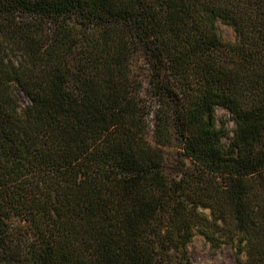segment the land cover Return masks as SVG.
Instances as JSON below:
<instances>
[{"label":"trees","instance_id":"16d2710c","mask_svg":"<svg viewBox=\"0 0 264 264\" xmlns=\"http://www.w3.org/2000/svg\"><path fill=\"white\" fill-rule=\"evenodd\" d=\"M197 235L264 264V0H0V264Z\"/></svg>","mask_w":264,"mask_h":264},{"label":"rangeland","instance_id":"374dc122","mask_svg":"<svg viewBox=\"0 0 264 264\" xmlns=\"http://www.w3.org/2000/svg\"><path fill=\"white\" fill-rule=\"evenodd\" d=\"M219 34L225 41L233 42L235 33L229 26L220 24ZM20 102L24 106L28 100L21 95ZM219 118L225 117L229 120V115L223 109H218ZM229 128H233V123L229 121ZM190 256L194 264H235V251L230 246H223L220 249H213L210 244L202 237L197 235L189 246Z\"/></svg>","mask_w":264,"mask_h":264}]
</instances>
